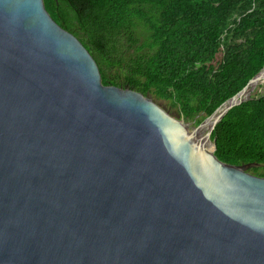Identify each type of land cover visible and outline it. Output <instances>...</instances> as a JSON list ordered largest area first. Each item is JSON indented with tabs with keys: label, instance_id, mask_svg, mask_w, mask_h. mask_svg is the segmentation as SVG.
<instances>
[{
	"label": "water",
	"instance_id": "1",
	"mask_svg": "<svg viewBox=\"0 0 264 264\" xmlns=\"http://www.w3.org/2000/svg\"><path fill=\"white\" fill-rule=\"evenodd\" d=\"M200 125L107 86L44 0H0V264H264V177Z\"/></svg>",
	"mask_w": 264,
	"mask_h": 264
},
{
	"label": "trees",
	"instance_id": "2",
	"mask_svg": "<svg viewBox=\"0 0 264 264\" xmlns=\"http://www.w3.org/2000/svg\"><path fill=\"white\" fill-rule=\"evenodd\" d=\"M96 60L107 86L200 125L264 68V0H44ZM214 129L216 157L264 177V95Z\"/></svg>",
	"mask_w": 264,
	"mask_h": 264
},
{
	"label": "rangeland",
	"instance_id": "3",
	"mask_svg": "<svg viewBox=\"0 0 264 264\" xmlns=\"http://www.w3.org/2000/svg\"><path fill=\"white\" fill-rule=\"evenodd\" d=\"M262 95H264V83L257 85L251 94L252 97H260ZM154 102L157 105H159L162 109H164L171 116L177 119H180L177 110L175 108H172L168 102L163 101V100L154 101Z\"/></svg>",
	"mask_w": 264,
	"mask_h": 264
},
{
	"label": "bare ground",
	"instance_id": "4",
	"mask_svg": "<svg viewBox=\"0 0 264 264\" xmlns=\"http://www.w3.org/2000/svg\"><path fill=\"white\" fill-rule=\"evenodd\" d=\"M261 83H264V78H261L260 81H258L255 85L251 86L249 88V91L252 89V88H255L257 85L261 84Z\"/></svg>",
	"mask_w": 264,
	"mask_h": 264
}]
</instances>
